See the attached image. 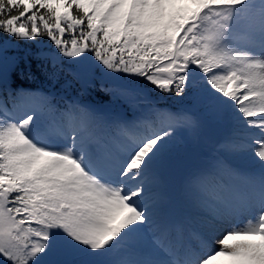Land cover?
Listing matches in <instances>:
<instances>
[{"label": "snow or ice", "instance_id": "1", "mask_svg": "<svg viewBox=\"0 0 264 264\" xmlns=\"http://www.w3.org/2000/svg\"><path fill=\"white\" fill-rule=\"evenodd\" d=\"M4 37L51 44L0 69V264H264V0H0ZM62 58L137 78L102 89L147 110L112 119L16 83H55ZM145 89L232 130L220 147L244 166L185 182L199 229L158 191L178 130L199 121Z\"/></svg>", "mask_w": 264, "mask_h": 264}, {"label": "trees", "instance_id": "2", "mask_svg": "<svg viewBox=\"0 0 264 264\" xmlns=\"http://www.w3.org/2000/svg\"><path fill=\"white\" fill-rule=\"evenodd\" d=\"M38 40L41 41V43L37 44L36 42L23 40L17 41L11 37H4L3 39H0V53L2 54L0 58V69H3L6 66L10 65L14 60H19L21 62V66L26 68L28 61L34 59L35 55L38 52L42 50L49 51L48 46L51 44V42L46 37H39ZM52 50L54 51L55 49L53 48ZM61 66H59L60 71L63 70ZM17 71H19V68L17 69ZM43 82L44 80L42 79L34 81H28L19 78L16 79L17 84H22L26 88H38L40 86H44L45 84H43ZM53 85L48 84L47 86H44V89L54 93L57 96V99H59L60 97H64L66 100L71 97L72 93L69 92L72 89L71 86L60 92V90L58 91L55 88V85ZM144 91L147 93L148 99L150 100L151 104L157 107L163 109L168 108L175 111H182L185 109H190L191 111L193 110L191 109L192 106H190V104L188 105V103L190 102L189 99L175 96L162 97L160 94L148 93L147 89H145ZM102 97H105L103 95L102 89H91V94L86 96V98L97 102H100ZM127 109L123 107L122 111L128 113ZM176 147L177 145L173 143L171 149Z\"/></svg>", "mask_w": 264, "mask_h": 264}, {"label": "rangeland", "instance_id": "3", "mask_svg": "<svg viewBox=\"0 0 264 264\" xmlns=\"http://www.w3.org/2000/svg\"><path fill=\"white\" fill-rule=\"evenodd\" d=\"M0 58H1V54H0ZM200 109V108H198ZM204 109H201L200 111V115H201V118L199 120V124L196 126V129L197 131L193 134L192 131L188 130V129H180V131H178L177 135L175 136L176 137H181L185 143H184V148L182 149V152H187V149H189L190 147L194 146L199 140H200V136H199V127H201L200 123L202 121V118H212V117H209V116H206L204 114ZM223 123H226V121H224ZM199 126V127H198ZM190 131V132H189ZM182 132L186 133L184 135H182ZM188 135V136H187ZM226 140V139H225ZM179 142V140L175 141L174 144L177 145V143ZM175 151H178V149H175ZM189 151V150H188ZM212 150H209V152L211 153ZM190 152V151H189ZM173 155H171L170 157H172ZM230 159L229 160V165L230 166H240V167H243L244 164H243V161L239 158V156L237 154H234V153H230L229 155ZM181 197L184 198V194L181 195ZM187 198V197H186ZM189 209L191 211V217H190V220L192 221V223L194 224L192 227L193 229H199L200 228V225L198 223V220L196 218V213H195V210L189 206ZM151 235L150 233L147 234V236L144 238V239H141L140 241H138V243H146L148 239H150ZM45 261L49 260L48 257H45L44 258Z\"/></svg>", "mask_w": 264, "mask_h": 264}, {"label": "water", "instance_id": "4", "mask_svg": "<svg viewBox=\"0 0 264 264\" xmlns=\"http://www.w3.org/2000/svg\"><path fill=\"white\" fill-rule=\"evenodd\" d=\"M203 133H204V135H205V136H207V137L212 135V132H211V130H210V129H208L207 127H205V130H204V132H203ZM197 149H198V147H197V148H195V150H194V151H198Z\"/></svg>", "mask_w": 264, "mask_h": 264}]
</instances>
